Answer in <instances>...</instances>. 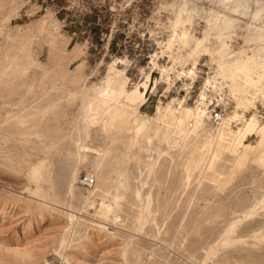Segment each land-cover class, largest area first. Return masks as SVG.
I'll return each instance as SVG.
<instances>
[{"label": "rangeland", "instance_id": "obj_1", "mask_svg": "<svg viewBox=\"0 0 264 264\" xmlns=\"http://www.w3.org/2000/svg\"><path fill=\"white\" fill-rule=\"evenodd\" d=\"M0 264H264V0H0Z\"/></svg>", "mask_w": 264, "mask_h": 264}, {"label": "built area", "instance_id": "obj_2", "mask_svg": "<svg viewBox=\"0 0 264 264\" xmlns=\"http://www.w3.org/2000/svg\"><path fill=\"white\" fill-rule=\"evenodd\" d=\"M214 117L215 119H220L221 115L218 113H215ZM93 183H94V179L92 177L84 176L81 180V184L87 187H90Z\"/></svg>", "mask_w": 264, "mask_h": 264}, {"label": "bare ground", "instance_id": "obj_3", "mask_svg": "<svg viewBox=\"0 0 264 264\" xmlns=\"http://www.w3.org/2000/svg\"><path fill=\"white\" fill-rule=\"evenodd\" d=\"M239 7V6H238ZM181 8H184L183 6L181 7ZM185 9V8H184ZM232 9V8H231ZM182 10V9H181ZM233 10V9H232ZM236 10V9H235ZM179 11V10H178ZM182 11H185V10H182ZM237 11V10H236ZM243 11V10H242ZM234 13V12H233ZM181 14V13H180ZM179 17V16H178ZM245 17V16H244ZM228 21H230V19L228 20ZM232 21V20H231ZM226 22H227V20H226ZM224 23H225V20H224ZM231 23V22H230ZM229 23V24H230ZM223 25V24H222ZM234 26H238V25H235V24H233ZM224 26V25H223ZM225 27V26H224ZM233 26H231V28H232ZM227 28V27H226ZM229 28V27H228ZM230 29V28H229ZM226 31H228V29H225ZM248 30V29H247ZM227 33H230V32H227ZM233 33V32H232ZM259 34H257V36H258ZM256 37V36H255ZM254 38V37H253ZM262 38V37H261ZM258 39V38H257ZM259 41V40H258ZM261 42H262V40H260ZM253 44V43H252ZM262 51H263V49H262ZM240 61V60H239ZM246 62V61H245ZM245 62L243 63V64H245ZM238 64V63H237ZM233 65H235V64H233ZM239 65V64H238ZM231 68H233L232 66H231ZM240 68V67H239ZM246 68H247V66H246ZM87 177H90V176H87Z\"/></svg>", "mask_w": 264, "mask_h": 264}]
</instances>
